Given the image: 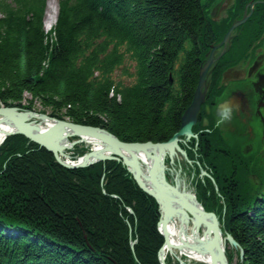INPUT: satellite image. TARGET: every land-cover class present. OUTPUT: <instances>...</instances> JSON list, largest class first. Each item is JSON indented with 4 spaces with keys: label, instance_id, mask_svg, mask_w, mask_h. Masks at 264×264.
I'll return each instance as SVG.
<instances>
[{
    "label": "trees",
    "instance_id": "obj_1",
    "mask_svg": "<svg viewBox=\"0 0 264 264\" xmlns=\"http://www.w3.org/2000/svg\"><path fill=\"white\" fill-rule=\"evenodd\" d=\"M18 1L0 0V102L27 110L38 104L52 117L105 129L124 143L173 138L194 99L207 46L232 22L218 32L203 0H65L50 39L43 30L45 0ZM248 1H238L233 20ZM263 24L264 5H258L239 30L244 36L255 27L259 34ZM236 42L221 63L233 59ZM125 53L136 61L132 87L112 79ZM221 165V173L237 179L229 186L234 190L210 180L213 198L204 192L200 201L240 245L239 264H264V201L238 168ZM159 220L155 199L120 163L66 169L22 136L0 147V264H160Z\"/></svg>",
    "mask_w": 264,
    "mask_h": 264
},
{
    "label": "water",
    "instance_id": "obj_2",
    "mask_svg": "<svg viewBox=\"0 0 264 264\" xmlns=\"http://www.w3.org/2000/svg\"><path fill=\"white\" fill-rule=\"evenodd\" d=\"M246 19L247 18L245 17L241 22L234 24L226 36V39L229 37L233 29L243 24ZM209 66L210 65L208 64L201 73V78L195 92L194 101L183 116V125L179 135L191 134V127L196 122L200 104L203 102L202 98L204 95H202V89L205 75L209 70ZM200 97L202 98L200 99ZM3 117H5V120ZM33 120L36 121L33 122ZM28 123H40L43 129L39 127V130H36L34 127H32V125H28ZM12 129L14 130L12 131ZM71 131H73V135L68 136L67 134ZM14 134L24 135L30 141L46 148L55 155L57 161L60 164L69 168L87 167L96 163L97 161L116 160L121 162L119 159L121 156L117 152L115 156L117 158H109L112 150L138 158L139 164L145 166L146 170L143 172L142 179L152 188L155 193L149 192L146 187L142 186L139 182L140 178L138 174L132 170V165L127 163L123 158L122 160L126 165L131 166V169L128 170L133 175L139 187L143 191L147 192V194L154 197L158 202L161 210L160 225L162 222H166L164 219L165 217H167L168 220L173 221L169 238H167L165 233H163L166 247L165 250L162 249L160 253L161 264H165L164 255H166L168 251L173 250L174 252L173 248L181 250L180 252L182 253L183 259L184 257H188L182 245L184 227L199 229L201 227L206 228L207 231L203 232L202 235V238L205 239L201 240L190 249L199 248L200 256L210 258L209 264H228L224 253V234L221 231L218 218L212 213H207L201 206H197L196 204L198 203L196 198L191 192L181 191L178 186H173L166 180L164 160L161 158L169 150L173 152L175 146L172 145L161 149V147H163L161 144H154L151 142L124 143L117 137L108 133L106 130L100 128L77 125L65 120H57L49 117L47 114L38 115L30 111H25L23 113L22 111H18L16 109L0 108V137L3 135L10 136ZM83 136H85V147L94 144L91 154H85L83 156L85 160L83 163L91 161L93 162L88 164L73 163L75 164L74 166H71L72 164H70V166L64 164L66 163L67 159H61V153H67V147H71L69 137H78L79 141L74 143L76 144L83 141ZM177 137L178 135L176 133L172 139V142H176ZM147 150L156 152L157 157H152L153 159L150 158ZM175 158L178 161L177 167L180 164H184V157L182 155H178ZM196 179L197 177L193 173H189L188 170L186 188L194 193L196 192V188L193 184V181L197 183ZM227 240L233 246H238L230 235L227 236ZM197 262L198 264L204 263L203 261ZM191 263L194 264V262Z\"/></svg>",
    "mask_w": 264,
    "mask_h": 264
},
{
    "label": "flooded vegetation",
    "instance_id": "obj_3",
    "mask_svg": "<svg viewBox=\"0 0 264 264\" xmlns=\"http://www.w3.org/2000/svg\"><path fill=\"white\" fill-rule=\"evenodd\" d=\"M221 18L223 19V17ZM255 49L256 48L253 47V51L251 53V65L249 63L243 64V61H232L229 63L227 62L226 64H219V62H217V66H219L214 71H212V73H210L209 79L211 92L210 96L208 97L209 100L202 106L200 118L198 119L197 125L194 127V134L198 135L199 137L197 143L198 148H194L193 146L195 139L189 141L182 140V142H180V145L188 153L191 161L189 162L185 160L184 164H180L178 167L174 165V160H171L169 155L167 157L166 162L172 169L173 174L170 175V178L173 181L176 179L187 177L188 172L186 170H189L190 173V170L195 168V164L198 165L199 162H201V158H203V155L197 156V158L193 160V154L194 152H196V150H200L203 152V146L211 147L212 136H219L222 140V143L225 144L223 148L219 147L216 149V155L219 159L230 161L236 159L238 160V162H240L243 160L246 153H249L251 150H253L252 142L256 138V129H254V127H257L258 125L262 128L260 133L257 134L259 137H261L262 131L264 133V54L258 53L263 52L264 45H262V47L258 49V52H256ZM221 52H219L216 56L219 57ZM255 63L256 66H254ZM228 69H233V71L236 70L237 75L234 77L232 73L231 77H226V80L228 81H225L224 73ZM247 79L250 80L248 87L246 84ZM174 84V95H180V86L177 84V82H175ZM227 100H231V103L228 104L227 108L225 107V109H227L228 111L234 110V112H237L238 114L239 110H244V108H246L248 111L249 118H251L249 124L252 129V135L246 136L250 140V143L248 142L247 144L248 147L244 146L239 141L240 137L236 134L235 131H231L226 134L222 125L223 120L218 119V115L215 116L217 113V108H219L220 105ZM234 100H239L241 102L239 103L241 108H238V111L236 110V108H233L235 105L237 107V103ZM217 103L219 105H217ZM169 108L170 104L168 103L165 105L164 111H166L167 113ZM186 109L183 111V113L186 111ZM214 116L216 120L214 119ZM227 118H231V116ZM199 121L201 122L200 125ZM240 147H244L246 150L239 151ZM205 157L206 159L212 160L213 156L212 153L210 154L209 151H206ZM212 173H215V171L212 170L211 174Z\"/></svg>",
    "mask_w": 264,
    "mask_h": 264
},
{
    "label": "rangeland",
    "instance_id": "obj_4",
    "mask_svg": "<svg viewBox=\"0 0 264 264\" xmlns=\"http://www.w3.org/2000/svg\"><path fill=\"white\" fill-rule=\"evenodd\" d=\"M233 1L234 0H221V2L213 9L212 11V14H213V17L216 19V20H219L221 17H223L225 15V11L227 10V8L229 7V5L232 3L233 4ZM45 17H46V14H45ZM46 28V26H45ZM49 31V30H47ZM264 45V43H263ZM222 48L220 47L216 53H215V57L216 55L221 52ZM123 52V50H122ZM258 53H262L264 54V49H263V52H258ZM244 57L246 60L244 61V63H249L250 65L252 64V60L250 59V55L248 53H244L243 56H241V58ZM237 58H239V56H237ZM256 66V64H255ZM135 72V63L133 62V60H131L130 56L128 54L125 53V56H124V62L118 66V69L116 70V72L112 75V78L115 80L116 83H119V84H124V85H133V83H135V79H134V73ZM243 78V77H242ZM249 79H247V87L249 86ZM206 87L209 86L208 82H206ZM112 95V94H111ZM26 100H29L30 97L29 96H26L25 97ZM236 103H237V107L236 105L233 107V108H236V110L238 111V108H241L240 107V104L241 103L239 100H234ZM231 103V100H227L226 102H223L219 108H217V113L215 116H217L218 119H222L223 120V128H224V132L226 134H228L229 132L231 131H235L237 135H239L240 139L239 141L246 147L248 142L250 143V140L246 137L247 135H252V129L250 127V119L249 118V115H248V111L246 108H244V110H239V114L236 112H234V110L232 111H228L227 109H225V107L227 108L228 104ZM35 110L37 112L39 111H42V107L41 106H38V104L35 106ZM227 111V112H226ZM183 115V114H182ZM215 116H214V119H215ZM231 116V118H227ZM226 117V118H225ZM181 119H182V116H181ZM216 120V119H215ZM201 124V122L199 121V125ZM197 125V123H195V126ZM257 128L259 130H261L262 128L260 126L257 125ZM181 131L179 130L177 132V135L179 136V133ZM174 137V136H173ZM173 139V138H171ZM170 139V140H171ZM184 140V139H183ZM79 146L77 147L78 149H83V150H88L89 147L86 146L85 147V144H78ZM252 145H253V150H251V154H254L255 158L254 160L256 161L257 164L256 167L258 169L261 168V174L264 175V133L263 131L261 132V137H259L258 135H256V138L255 140L252 142ZM71 149V150H69ZM68 151H67V156H76V154H73L75 153L76 151L74 150L75 148H69ZM246 149L244 147H240L239 148V151H245ZM80 157V156H78ZM114 162H117L118 161H114ZM184 162H185V158H184ZM178 164V161L176 158H174V165L177 166ZM246 169V171H244V176L243 179H246L248 180V176L251 174L252 176V179L253 177L255 176L254 172H252V169L251 172L249 173ZM253 170L256 171V168L253 167ZM188 172V170H186ZM191 173H194V169H191L190 170ZM248 173V174H247ZM197 177V175H196ZM182 179V184L181 185H184L186 187V182H187V177L184 179V178H181ZM185 182V183H184ZM197 182L199 183L200 181H198L197 179ZM258 182V180L256 181V183ZM246 185V184H245ZM248 185L250 186V184L248 183ZM251 189V187H249V190ZM201 191H199V186L198 188H196V193L197 195L199 196V193ZM264 192V185L262 186L261 190H260V193H263ZM262 195L259 194V196L256 198V200H262ZM227 200V199H226ZM225 200V202H226ZM251 204H254V202H251ZM127 226L128 225V222H127ZM237 247H234V246H231V244H229V252L232 253L233 255V264H237L238 263V257H239V250L236 249Z\"/></svg>",
    "mask_w": 264,
    "mask_h": 264
},
{
    "label": "bare ground",
    "instance_id": "obj_5",
    "mask_svg": "<svg viewBox=\"0 0 264 264\" xmlns=\"http://www.w3.org/2000/svg\"><path fill=\"white\" fill-rule=\"evenodd\" d=\"M57 14H58V4H57V0H48L47 11H46V18H45V26H46L47 28L50 29V28H52V27L54 26V24L56 23ZM133 62L136 63L135 60H133ZM114 72H116V71H114ZM170 81H171L172 85L174 86V85H175L174 83L176 82V77H175V74H174L173 72L170 73ZM208 92H211V89H210L209 87H205V86L203 85L202 95H205L206 98H205V96H204L203 98L200 97V99L202 98L203 101H204V99H205L206 101H208V100H209L208 97H207ZM193 101H194V99L192 100V102H193ZM222 102H223V101H222ZM222 102H221V103H222ZM221 103H220V104H221ZM217 105H219V104L217 103ZM200 106H201V105H200ZM211 110H212V109H211ZM3 118H4V120H5V117H3ZM23 124H24V123H23ZM28 125H32V127H34V129H36V130H39V127L42 128V126L40 125V123H30V124H28ZM42 129H43V128H42ZM254 129H256V130H255V135L259 134L260 131H261V130H258L257 127H254ZM13 130H14V129H12V131H13ZM43 131H44V130H43ZM58 131H60V130H58ZM9 132H10V131H9ZM72 132H73V131H71V132L68 133L67 135H68V136L73 135ZM74 136H75V135H74ZM4 137H5V135H3V136L0 137V143L3 141ZM83 137H84V138H83L82 143L85 144V136H83ZM69 138H70V140H71V139H73V138H75V137H69ZM48 140H49V139H48ZM49 143H50V142H49ZM50 144H51V143H50ZM51 145H52V144H51ZM93 146H94V144L88 146L89 149H90V151L87 152L86 154H91L92 149H93ZM69 148H70V147H67V150H68ZM116 152L121 156L119 159L121 160L122 164L124 163V161L122 160V158H123L127 163H130V164L132 165V170H133L136 174H138V176H139V178H140V179H139L140 184H141L142 186L146 187L147 190H148L149 192H151V193H155V192L152 190V188H151L149 185H147V184L145 183V181L142 179L143 172H145L146 170H145V166L139 164L138 158H135V157L129 156V155H127V154H124V153H121V152H118V151H115V150H112V153H111V155H110L109 158H117V157H115V156H116ZM147 152H148L150 158H152V157L155 158V156L157 157L156 152H153V151H150V150H147ZM168 153H172V151L169 150V151H168V152H167V153H166L161 159L164 160V159H165L164 157H165ZM56 154H57V153H56ZM57 155H58V154H57ZM61 159H67L66 163H64V164H66V165H68V166H70V164H73V163L88 164V163H92V162H93V161H91V162L83 163V162H85L83 156L80 157V159H79L78 161H76V160H73V159L69 158V156H67L66 153H61ZM152 159H153V158H152ZM152 159H151V160H152ZM123 165H125V168H126V169H131V166H128V165H126L125 163H124ZM133 165H134V166H133ZM135 166H136V167H135ZM144 174H145V173H144ZM141 179H142V181H141ZM182 191H185V190L183 189ZM146 193H147V192H146ZM178 199H180V198H178ZM197 203H198V204L195 203L197 206H201V205H202L200 202H198V200H197ZM164 219L166 220V222H164V223L162 222V224L160 225V229L162 230L163 233H165V235L167 236V238H169L170 231H171V228H172V225H173V221L168 220L167 217H165ZM165 226H166V228H165ZM206 231H207V229L204 228V227H201L200 229H199V228L184 227V231H183V243H182V245H183V247H184V249H185V251H186V253H187L189 259H191V260H197V261H203L204 263H202V264H209V262H210V258H208V257H204V256H200V255H199V248H192V249H190V248L193 247V246H195V245H196L198 242H200L201 240L205 239V238H202V235H203V232H206ZM185 245H188V246H185ZM187 248H188V249H187ZM226 249H227V243H226V239H225V235H224V253H225V255H226ZM164 250H165V248H164ZM164 250H163V255H164ZM178 256H180V257H181L180 259H182V253L179 254ZM226 259H228V258H226Z\"/></svg>",
    "mask_w": 264,
    "mask_h": 264
}]
</instances>
